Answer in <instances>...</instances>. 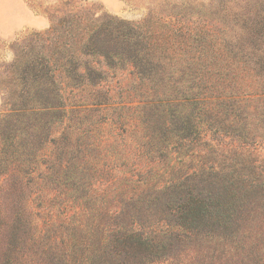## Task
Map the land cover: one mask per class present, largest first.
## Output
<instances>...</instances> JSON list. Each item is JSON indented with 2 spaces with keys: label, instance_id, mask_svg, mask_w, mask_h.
Segmentation results:
<instances>
[{
  "label": "trees",
  "instance_id": "16d2710c",
  "mask_svg": "<svg viewBox=\"0 0 264 264\" xmlns=\"http://www.w3.org/2000/svg\"><path fill=\"white\" fill-rule=\"evenodd\" d=\"M194 4L139 22L73 13L15 44L0 175L21 178L18 196L43 175L51 195L44 219L43 185L24 201L33 222L19 198L4 264L47 243L42 228L45 264H262L264 10Z\"/></svg>",
  "mask_w": 264,
  "mask_h": 264
},
{
  "label": "rangeland",
  "instance_id": "374dc122",
  "mask_svg": "<svg viewBox=\"0 0 264 264\" xmlns=\"http://www.w3.org/2000/svg\"><path fill=\"white\" fill-rule=\"evenodd\" d=\"M183 1L195 3L194 12H200L204 15L202 5H212L213 1L216 0H0V74L5 71L7 65L13 62L16 43L33 33L45 32L59 18L73 13L91 11L101 15L109 14L124 20L139 22L150 14L161 17L171 16ZM250 3L255 5L257 9L264 10V0H250ZM1 83L2 81L0 80V88L3 87ZM3 103L4 97L0 89V111L3 110ZM0 176V264H4L3 257L7 249L6 242L10 234L9 227L12 224L10 221L14 219L13 214L16 211L17 201L20 197H23L21 206L25 210L24 214H22L24 220L33 222L35 220L34 212L44 219L46 217L44 214L45 207H48V201L44 195L50 197L51 189L46 185L47 181L42 182L44 177L40 175V179H37L38 181L36 179L34 181V178H29L28 185H24L23 188L24 195L18 196V189H20L19 185L21 183L18 182L21 178H17L11 172L6 174V176ZM40 186L42 187L43 196L39 204L35 200H32L31 204L40 206L41 212L33 210L32 214L28 204H25L24 201L28 197L35 199V193L38 192ZM68 197L69 195L63 194L57 201L63 202ZM37 219L39 224L42 225L43 220ZM34 230L36 231V229ZM41 230L43 237L49 238L47 242L49 243L53 232L43 228ZM28 236L32 239L31 231L28 232ZM28 236L26 233L23 235L26 239H28ZM27 241H29V244L23 243L25 246L16 255H13L11 264H39V262L45 264L46 261H42L45 260L42 259L44 255L40 251L46 241L40 240L39 243L41 245L37 247H31L32 241ZM258 250L261 254L262 264H264V244L258 245ZM177 257L152 264H191L196 255L184 252Z\"/></svg>",
  "mask_w": 264,
  "mask_h": 264
}]
</instances>
